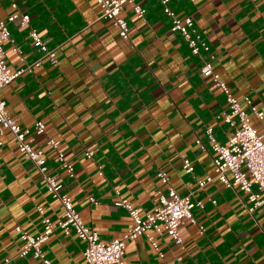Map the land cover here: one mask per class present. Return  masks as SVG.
Returning <instances> with one entry per match:
<instances>
[{
	"label": "crops",
	"instance_id": "obj_1",
	"mask_svg": "<svg viewBox=\"0 0 264 264\" xmlns=\"http://www.w3.org/2000/svg\"><path fill=\"white\" fill-rule=\"evenodd\" d=\"M14 1L16 7L11 0H0V17L26 12L29 23H7L20 48L13 50L9 39L3 41L9 68L15 70L41 54L28 35L29 27L55 48L57 63L42 58L3 86L0 98L8 115L29 133L36 120L43 121L44 131L33 135L31 144L43 150L48 167L62 183L61 192L71 197L100 240L121 237L132 224L127 211L115 205L117 199H126L141 213L151 211L168 186L185 194L196 188L198 179L213 174L205 129L211 127L214 138L227 143L233 127L221 116L225 96L210 76L200 73L201 56L191 53L183 36L170 29L171 16L160 0H134L144 8L142 17L132 3L123 4L120 14L129 25L126 38L100 17L96 0ZM166 4L179 16L191 15L203 30L215 54L213 69L240 100L251 125L264 134V0ZM49 139L57 141V148L47 144ZM88 150L93 152L90 158ZM57 152L73 165V176L58 166ZM183 158L189 160L191 172L183 169ZM158 171L167 174V183ZM194 198L204 206L192 209L195 223L181 227V245L165 233L151 232L160 256L138 236L125 242L124 264H264V202L248 210L246 192L216 179ZM62 212L12 136L0 133V262L20 248L15 226L35 235L43 229V216L55 223ZM41 248L53 264L83 261L84 243L73 230L65 234L55 228ZM8 264L40 261L27 256Z\"/></svg>",
	"mask_w": 264,
	"mask_h": 264
},
{
	"label": "built area",
	"instance_id": "obj_2",
	"mask_svg": "<svg viewBox=\"0 0 264 264\" xmlns=\"http://www.w3.org/2000/svg\"><path fill=\"white\" fill-rule=\"evenodd\" d=\"M96 1L101 7L100 17L109 19L118 28L119 35L124 38L129 36V25L120 14L123 4L126 2L132 3L136 15L138 17L143 16L144 8L134 0ZM160 1L163 3V10L171 16L170 29L178 31L183 36L191 53L201 56L200 73L210 76L225 96L226 110L221 113V116L225 123L233 127V133L229 136L227 143H219L214 138L211 127L205 129V136L213 153V174L204 179H198L196 188L185 194H179L171 186H168L165 193L159 192L158 203L151 211L141 213L137 207L132 206L126 199H117L115 205L127 211L132 224L121 237L106 242L102 241L97 232L83 222L79 212L73 206L71 197L61 192L62 183L58 175L48 167L43 150L35 148L31 144L33 135L41 134L44 131L43 121L36 120L33 123L32 133H29L28 129L22 128L14 118L8 115L6 103L0 98V133L7 131L12 136L22 157L33 164L50 196L58 200L63 208L60 218L55 223L43 216L41 219L43 229L35 235L22 230L19 225L15 226L22 243L15 254L4 259L0 264H8L13 258L27 256L39 260L40 264H53L45 256L41 246L55 228L61 229L65 234L73 230L75 235L83 241V261L76 264H124L125 242L138 236H143L153 249L157 250L159 255L162 256L151 232L156 234L165 233L174 243L181 245L183 242L180 234L181 227L186 223H195L192 209L194 207L203 208L204 206V202L195 199L194 194L203 190L206 184L214 179L225 187L232 188L236 185L238 189L246 192L247 198L251 202L248 210H252L264 202V134L258 133L251 125L249 114L242 109L240 100L231 94L226 82L213 69L212 60L215 54L210 50L203 30L195 26L191 15L179 16L168 7L167 0ZM10 4L12 7H16L14 0H11ZM8 22L28 26L29 15L26 12L14 11L6 18L0 17V89L11 83L23 70H30L32 66L40 64L41 59L44 57L53 65L57 63L55 48L48 47L37 30L34 27H29L28 35L41 54L32 62L15 70L9 68L4 56L3 41L9 39L13 50L20 52V48L10 37ZM243 100L250 104L247 96H244ZM250 108L258 118L263 117V112L256 110L253 106ZM196 142L201 149H205L199 138L196 139ZM47 144L55 149L58 143L49 139ZM85 155L90 158L93 152L88 150ZM57 160L58 166L64 169L69 176H73V165L62 152H57ZM182 162L183 169L186 172H191L192 166L189 160L183 158ZM157 176L162 182H168V176L165 172L158 171ZM87 198L91 202H96L92 197ZM211 202L215 203V200H211ZM37 210L42 213L41 207H37Z\"/></svg>",
	"mask_w": 264,
	"mask_h": 264
}]
</instances>
